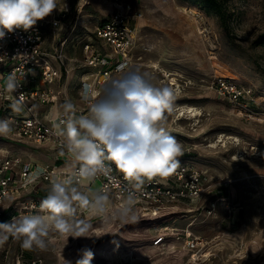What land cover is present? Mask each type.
<instances>
[{"label": "rangeland", "instance_id": "obj_1", "mask_svg": "<svg viewBox=\"0 0 264 264\" xmlns=\"http://www.w3.org/2000/svg\"><path fill=\"white\" fill-rule=\"evenodd\" d=\"M223 1L227 30L216 15L182 0H120L143 12L131 22L136 27L134 68L148 72L156 86L173 90V111L164 113V127L184 151L177 157L179 168L200 174V196L172 204L154 218L115 215L109 205L105 214L93 216L77 206L75 219L90 223V232L100 236L74 238L50 231L44 250H25L9 236L0 245V264H76L82 249L91 250V264H264V0ZM78 4L60 0L55 11L62 10L67 27L49 29L47 48L60 33L57 39H69L68 53L82 57L83 43L117 8L115 0H88L83 9ZM79 77L71 73L75 102L81 98ZM219 77L251 86L258 101L243 108L221 99L209 87ZM119 102L120 93L107 89L105 103ZM187 107L201 115L192 117ZM4 150L39 165L54 162L47 158L48 147L19 145L10 135L0 136V155ZM87 182L72 186L84 193L98 190L97 182L90 188ZM40 187L43 200L51 186ZM35 194L0 205V223L43 214L28 208ZM190 232L200 238L196 248L186 244ZM158 234L166 241L156 243Z\"/></svg>", "mask_w": 264, "mask_h": 264}, {"label": "built area", "instance_id": "obj_2", "mask_svg": "<svg viewBox=\"0 0 264 264\" xmlns=\"http://www.w3.org/2000/svg\"><path fill=\"white\" fill-rule=\"evenodd\" d=\"M116 1V10L96 28L91 41L83 43L82 57L71 56L67 51L68 37H59L53 48L45 44V28L49 24L54 30L64 28L65 14L54 11L29 31L16 30L0 40V118H8L13 124L10 137L17 144H32L48 147L54 152L55 162L39 165L24 160L10 150L0 155V205L16 201L38 191L41 184H50L53 179L67 176L68 170L60 162L71 160L64 146V138L57 135L54 125L64 127L67 117L63 114L60 103L71 101L75 107V117L89 115L90 104L95 99L90 93L100 91L112 78L127 68H134L137 58L134 55V30L132 20L143 16L140 8L130 3ZM60 35V33H58ZM81 71V98L75 102L72 98L71 73ZM13 77L18 89L9 92L7 83ZM209 87L225 101L248 108L259 98L255 90L237 80L219 77L209 81ZM24 95L23 109L20 113L12 110V103ZM105 102V98H104ZM42 106V107H39ZM41 108H46L40 111ZM56 111V112H55ZM251 111V109H250ZM184 154V151H182ZM112 171L106 177L97 175L87 182L89 188L98 183L97 192H106L109 196V207L116 215L121 204L132 192L135 204L129 216L133 218H154L172 204L195 201L200 196V174L191 167L178 168L171 176L161 179L146 180L139 190L131 187L123 174L110 161ZM190 175V179L186 176ZM74 183L83 185L74 178ZM192 183V189L188 187ZM90 190V189H87ZM190 193H186L189 192ZM29 210L38 211L40 203L32 199L28 202ZM2 213L0 212V215ZM162 231V230H161ZM187 234L186 244L196 248L200 238ZM165 235L157 236L155 242H165ZM179 238V237H178Z\"/></svg>", "mask_w": 264, "mask_h": 264}, {"label": "clouds", "instance_id": "obj_3", "mask_svg": "<svg viewBox=\"0 0 264 264\" xmlns=\"http://www.w3.org/2000/svg\"><path fill=\"white\" fill-rule=\"evenodd\" d=\"M58 3L59 0H0V40L16 30L29 31L57 10ZM152 81L148 72L130 67L110 79L100 91L90 93L95 99L90 104L89 115L75 117L76 107L71 101L62 105L67 117L63 121L65 126L54 127L57 135L64 138L72 166L66 177L53 179L49 194L40 204L43 214H21L0 223V245L11 236L25 250H44L50 231L74 238L100 236L90 232L93 227L90 223L76 220L75 213L78 206L93 216L105 214L110 203L108 194L103 191L84 193L72 185L74 178L83 183L97 175L107 177L112 169L105 161L114 164L136 190L146 180L164 179L176 172L180 167L177 157L183 154L182 146L164 127V113L173 111L174 92ZM18 87L10 76L8 91H16ZM109 88L120 93L119 103L104 102ZM23 103L21 93L13 101L12 110L20 113ZM12 124L10 119L0 118V136L12 133ZM134 204L135 196L129 192L119 214L132 213ZM79 255L81 258L76 264H91V250L82 249Z\"/></svg>", "mask_w": 264, "mask_h": 264}, {"label": "trees", "instance_id": "obj_4", "mask_svg": "<svg viewBox=\"0 0 264 264\" xmlns=\"http://www.w3.org/2000/svg\"><path fill=\"white\" fill-rule=\"evenodd\" d=\"M182 1L188 2L190 4H194L196 6H199V8L203 9L208 14L216 15L218 20H219V22H220V24H221V26H223L226 30L228 29L229 13H228V10H227V6H226V4H225V2L223 0H182ZM93 37H94V35H93ZM260 39L262 41H264V34H262L260 36ZM88 40L91 41L90 39H88ZM88 40H86V41H88ZM76 73L79 75L82 72L81 71H79V72L76 71ZM45 185H46V183H45ZM47 185L51 186L50 184H47ZM41 187L38 188V191L36 192L35 198H34V200L37 201L40 204L42 202V199H41V195H38V194L40 192V188ZM48 191L49 190H47L45 192L46 195H48Z\"/></svg>", "mask_w": 264, "mask_h": 264}, {"label": "crops", "instance_id": "obj_5", "mask_svg": "<svg viewBox=\"0 0 264 264\" xmlns=\"http://www.w3.org/2000/svg\"><path fill=\"white\" fill-rule=\"evenodd\" d=\"M59 3H60V0H59ZM58 3V4H59ZM55 11V10H54ZM54 11H53V13H54ZM53 13L51 14V15H53ZM63 24H64V29L67 27V25H66V23L63 21ZM51 28V30H53L54 28L52 27V25L51 24H49L48 26H46V28H45V31H44V33L45 34H48V31H49V29ZM54 31V30H53ZM55 38H54V43L56 42V41H58L57 40V36H58V33H56L55 35ZM50 49H52L53 48V46H51V47H49ZM71 56H73L72 55V53L70 54ZM56 112V111H55ZM4 151H6V150H4ZM47 154H49V157H47L48 158V160L50 161L51 159H53L54 160V162H55V157H54V152H52V151H50L49 150V153H47ZM47 156V155H46ZM54 162H52V163H54ZM52 163H47V164H52ZM42 165H46L45 163H41ZM64 166H63V168H65V169H70L71 168V166H72V160H67L65 163L63 162L62 163ZM97 191H92V190H87V193L88 194H91V193H96Z\"/></svg>", "mask_w": 264, "mask_h": 264}, {"label": "bare ground", "instance_id": "obj_6", "mask_svg": "<svg viewBox=\"0 0 264 264\" xmlns=\"http://www.w3.org/2000/svg\"><path fill=\"white\" fill-rule=\"evenodd\" d=\"M88 3V0H79V6H80V8L81 9H83V7L85 6V4H87ZM168 75H172V73H168ZM187 110H188V112L192 115V117H198V116H200L201 115V112H200V110L199 109H197V108H194V107H187ZM186 110V111H187ZM186 113V112H185ZM185 113H183V115L185 114ZM188 113V114H189ZM223 141V140H222ZM216 145L217 144H215V145H213V146H215L216 147Z\"/></svg>", "mask_w": 264, "mask_h": 264}]
</instances>
